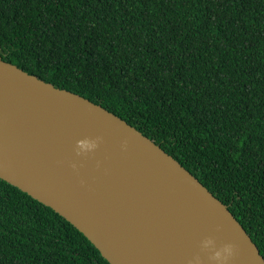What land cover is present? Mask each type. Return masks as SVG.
<instances>
[{
	"label": "trees",
	"instance_id": "16d2710c",
	"mask_svg": "<svg viewBox=\"0 0 264 264\" xmlns=\"http://www.w3.org/2000/svg\"><path fill=\"white\" fill-rule=\"evenodd\" d=\"M0 59L153 141L264 258V0H0ZM0 264L109 263L0 179Z\"/></svg>",
	"mask_w": 264,
	"mask_h": 264
},
{
	"label": "water",
	"instance_id": "95a60500",
	"mask_svg": "<svg viewBox=\"0 0 264 264\" xmlns=\"http://www.w3.org/2000/svg\"><path fill=\"white\" fill-rule=\"evenodd\" d=\"M0 179L109 264H264L227 206L113 113L0 59ZM233 252L223 257L225 245Z\"/></svg>",
	"mask_w": 264,
	"mask_h": 264
},
{
	"label": "clouds",
	"instance_id": "9594fccd",
	"mask_svg": "<svg viewBox=\"0 0 264 264\" xmlns=\"http://www.w3.org/2000/svg\"><path fill=\"white\" fill-rule=\"evenodd\" d=\"M232 252H233V246L231 244H227L223 249V253H224L223 257L218 256V258L227 259L232 255Z\"/></svg>",
	"mask_w": 264,
	"mask_h": 264
}]
</instances>
